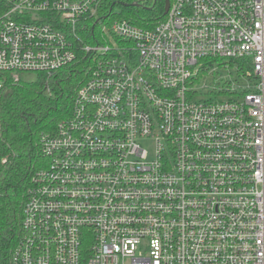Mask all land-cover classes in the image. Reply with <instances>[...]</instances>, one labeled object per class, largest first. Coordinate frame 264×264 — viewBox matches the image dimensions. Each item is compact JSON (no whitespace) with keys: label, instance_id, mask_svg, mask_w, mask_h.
<instances>
[{"label":"built area","instance_id":"built-area-1","mask_svg":"<svg viewBox=\"0 0 264 264\" xmlns=\"http://www.w3.org/2000/svg\"><path fill=\"white\" fill-rule=\"evenodd\" d=\"M104 4L0 0V72L89 73L11 264H264V0H170L152 29Z\"/></svg>","mask_w":264,"mask_h":264},{"label":"trees","instance_id":"trees-1","mask_svg":"<svg viewBox=\"0 0 264 264\" xmlns=\"http://www.w3.org/2000/svg\"><path fill=\"white\" fill-rule=\"evenodd\" d=\"M165 0H105L107 19L114 14L145 29L165 19ZM88 38V36H87ZM49 75L37 72L34 81L0 72V264H11L24 236V207L34 175L44 166L43 134H52L70 118L78 87L87 79L88 59ZM252 70L249 65L240 72Z\"/></svg>","mask_w":264,"mask_h":264},{"label":"rangeland","instance_id":"rangeland-1","mask_svg":"<svg viewBox=\"0 0 264 264\" xmlns=\"http://www.w3.org/2000/svg\"><path fill=\"white\" fill-rule=\"evenodd\" d=\"M227 76H228V73L226 71H221V75L220 76L216 75L215 77L218 79V82H220L222 86L223 83L228 79ZM22 77L26 81H34L36 79V73H24L22 74ZM210 80L213 81L214 77H211L210 79L209 77H207V82H209ZM0 86H1V82H0ZM145 147L149 150L150 153H152L154 150V144L152 142H146Z\"/></svg>","mask_w":264,"mask_h":264},{"label":"water","instance_id":"water-1","mask_svg":"<svg viewBox=\"0 0 264 264\" xmlns=\"http://www.w3.org/2000/svg\"><path fill=\"white\" fill-rule=\"evenodd\" d=\"M165 3H166V12H168V10H169V7H170V0H165ZM134 6H136V5H134Z\"/></svg>","mask_w":264,"mask_h":264}]
</instances>
